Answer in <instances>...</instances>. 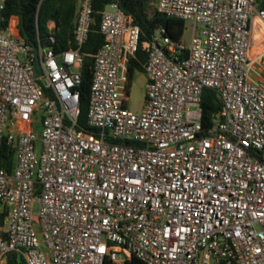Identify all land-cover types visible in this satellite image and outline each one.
I'll return each mask as SVG.
<instances>
[{
  "label": "built area",
  "instance_id": "1",
  "mask_svg": "<svg viewBox=\"0 0 264 264\" xmlns=\"http://www.w3.org/2000/svg\"><path fill=\"white\" fill-rule=\"evenodd\" d=\"M156 6L193 22L189 46L161 37L163 28L143 43L144 103L128 110L140 27L118 0L108 2L87 130L78 127L76 87L93 0H77L74 45L63 50L33 53L14 15L0 28V153L14 148L12 170L0 166V264L12 251L24 264H122L132 256L147 264H264V7L257 0ZM206 88L221 102L207 127Z\"/></svg>",
  "mask_w": 264,
  "mask_h": 264
},
{
  "label": "trees",
  "instance_id": "2",
  "mask_svg": "<svg viewBox=\"0 0 264 264\" xmlns=\"http://www.w3.org/2000/svg\"><path fill=\"white\" fill-rule=\"evenodd\" d=\"M112 0H93V21L88 40L80 47L82 64L80 67V83L76 89L79 92L78 127L89 129L87 125V111L89 102V86L93 54L103 43V36L99 31L101 10ZM260 7H264V0H257ZM120 7L133 15L135 22L140 27L139 44L136 52L130 57L128 63L127 88L136 72L144 73V63L147 52L143 48L145 41H150L157 30L161 37H168L171 41H179L184 31V19L169 16L159 11L156 0H118ZM155 3L154 6L151 5ZM77 0H4L0 9V28L7 26L11 15L18 18L19 33L23 41L37 53L39 46H52L55 50H63L74 45L73 30L75 26ZM51 32L55 41L51 43ZM202 123L205 127L212 123L219 113L221 102L216 92L206 88L202 93ZM109 143L137 145L131 140L120 141L107 139ZM14 161V148L4 145L0 153V166L12 170ZM5 213H0V225L4 221ZM7 264H24L22 257L12 251L7 255ZM103 264H116L110 259H105ZM122 264H147L139 258L132 256Z\"/></svg>",
  "mask_w": 264,
  "mask_h": 264
},
{
  "label": "rangeland",
  "instance_id": "3",
  "mask_svg": "<svg viewBox=\"0 0 264 264\" xmlns=\"http://www.w3.org/2000/svg\"><path fill=\"white\" fill-rule=\"evenodd\" d=\"M155 3L151 5L154 6ZM185 26H184V31L182 34V37L180 41L188 47L190 44V40L193 34V22L189 19L184 20ZM201 23H197V32L200 33L201 30ZM34 73L35 77L38 79V81H43L44 76H43V71L40 66V62L37 59L34 63ZM145 81H146V76L145 73L143 72H136L132 78V80L129 83V86L127 88V93H126V108L132 112L138 113L141 111L144 103V98H145ZM42 117V111L39 110L35 116L34 119L40 123V119ZM34 211L37 212V205H34ZM1 233V232H0Z\"/></svg>",
  "mask_w": 264,
  "mask_h": 264
},
{
  "label": "crops",
  "instance_id": "4",
  "mask_svg": "<svg viewBox=\"0 0 264 264\" xmlns=\"http://www.w3.org/2000/svg\"><path fill=\"white\" fill-rule=\"evenodd\" d=\"M14 18H15L16 20H18L17 16H15V15H14Z\"/></svg>",
  "mask_w": 264,
  "mask_h": 264
},
{
  "label": "water",
  "instance_id": "5",
  "mask_svg": "<svg viewBox=\"0 0 264 264\" xmlns=\"http://www.w3.org/2000/svg\"><path fill=\"white\" fill-rule=\"evenodd\" d=\"M36 60H37V57L35 58L34 63H35Z\"/></svg>",
  "mask_w": 264,
  "mask_h": 264
}]
</instances>
